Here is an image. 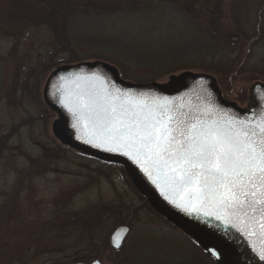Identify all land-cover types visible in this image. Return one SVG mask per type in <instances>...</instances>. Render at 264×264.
<instances>
[{"label": "rangeland", "instance_id": "obj_1", "mask_svg": "<svg viewBox=\"0 0 264 264\" xmlns=\"http://www.w3.org/2000/svg\"><path fill=\"white\" fill-rule=\"evenodd\" d=\"M222 6L226 32L235 38L242 37L239 31L256 35L245 46L244 65L236 67L241 71L232 75L233 93L215 77L224 98L247 106L253 87L264 84V0H222ZM36 16L27 0H0V138L6 136L0 149V264L90 263L94 257H85L92 247L91 255L103 253L104 264H216L160 217L122 166L88 157L56 138L46 89L53 71L67 65ZM187 72L202 73L195 68L166 73L154 83ZM128 220L132 232L111 257L104 241L109 245L114 229Z\"/></svg>", "mask_w": 264, "mask_h": 264}, {"label": "snow or ice", "instance_id": "obj_2", "mask_svg": "<svg viewBox=\"0 0 264 264\" xmlns=\"http://www.w3.org/2000/svg\"><path fill=\"white\" fill-rule=\"evenodd\" d=\"M70 76L75 89L58 90L78 139L128 157L170 204L235 229L264 261V105L241 118L211 102L104 87L96 73Z\"/></svg>", "mask_w": 264, "mask_h": 264}, {"label": "trees", "instance_id": "obj_3", "mask_svg": "<svg viewBox=\"0 0 264 264\" xmlns=\"http://www.w3.org/2000/svg\"><path fill=\"white\" fill-rule=\"evenodd\" d=\"M27 1L32 3L38 16L34 17L35 22L42 21L48 27L54 47L64 54L62 64L106 63L131 82H155L166 73L195 68L216 77L228 93H233L232 75L239 74L241 70L236 67L244 65L245 46L256 39V35H244L239 30L242 35L239 38L225 31L226 24L221 21L222 0H197L196 4H193L195 0L166 3L165 0ZM20 15L28 17L27 13ZM143 18L146 23L136 24ZM82 19L84 25L80 24ZM133 19H136L135 24L130 25ZM237 51L241 52L239 58L226 59ZM137 69L142 74L137 73ZM252 78L251 75L249 79ZM47 106L55 113L48 102ZM5 139L6 136L0 138L1 152ZM96 220H100L99 215ZM104 242L106 253H119ZM91 254L85 258L105 260L101 252L96 256Z\"/></svg>", "mask_w": 264, "mask_h": 264}, {"label": "water", "instance_id": "obj_4", "mask_svg": "<svg viewBox=\"0 0 264 264\" xmlns=\"http://www.w3.org/2000/svg\"><path fill=\"white\" fill-rule=\"evenodd\" d=\"M93 73L98 74L102 78L104 87L116 85L121 89H132L136 93L143 92L157 96H165L173 100L175 104L191 103L193 105H200L211 102L225 111L239 115L241 118L245 115H251L252 112L258 111L264 105V99H262V96H264V85H259L257 88L254 87L256 93L254 90L252 91L251 103L246 109H240L235 103L226 102L222 99L215 80L207 75L184 73L180 76L171 77L170 82L166 84L151 83L136 85L120 79L117 69L113 66L98 62L59 68L50 77L48 88L46 89V95L49 98L51 107L62 113V120L54 124V132L60 139L90 155L125 165L135 185L149 194L155 208L198 239L204 250L218 264H264V261L259 259L257 252L253 251L249 239H246L235 229L226 228L224 224L212 218H197L186 215L165 200L156 185L128 157L95 147L92 144L84 142V139L77 138L82 133L73 127L75 120L73 115L60 103L61 91L58 89H60L61 85H63L65 91L75 89L74 77L70 76V74L91 76ZM62 76L68 79L61 81L60 77ZM256 94L258 96H254ZM181 98L183 99L181 100ZM130 231L131 228L129 225H121L114 230L110 242L115 250H119L124 245ZM118 233L119 235H117ZM251 240L256 244L257 249H259L261 241L255 236L251 237ZM117 243H119V247L116 246ZM209 250H216L219 253V259L211 255ZM76 264L86 263L79 262ZM91 264L102 263L100 260H96Z\"/></svg>", "mask_w": 264, "mask_h": 264}, {"label": "flooded vegetation", "instance_id": "obj_5", "mask_svg": "<svg viewBox=\"0 0 264 264\" xmlns=\"http://www.w3.org/2000/svg\"><path fill=\"white\" fill-rule=\"evenodd\" d=\"M50 108V107H49ZM245 107L243 106L242 109H244ZM51 110H49L50 112ZM51 113L56 116V120L54 121V123L58 122L60 120V112H56L55 114L51 111ZM51 115V114H50ZM53 123V124H54ZM119 164V163H118ZM122 165V164H120ZM124 166V167H123ZM122 167L124 168V170L126 171L127 175L131 178V176L128 173L127 167L125 165H123ZM132 179V178H131ZM133 181V179H132ZM134 182V181H133ZM135 184V183H133ZM136 186V185H135ZM141 190V189H140ZM142 195H144L145 199L150 203V205L153 207V209L160 215V217L166 219L168 221V225L170 224L171 226H173L176 230V232L182 237V239H184L186 242L194 245L195 247H197L201 252L205 253L208 257H210L209 254H207L203 248V246L201 245V243L198 241V239H196L191 233H189L186 229L182 228L181 226H179L176 222L170 220L165 214L161 213L160 211H158V209L155 208V206L152 204L151 202V197L149 196V194L147 192H145L144 190H141L140 192ZM129 221V223H128ZM125 221V222H121L119 225L122 224H127L129 226L130 225V220Z\"/></svg>", "mask_w": 264, "mask_h": 264}]
</instances>
